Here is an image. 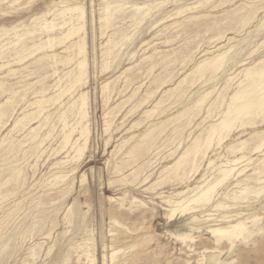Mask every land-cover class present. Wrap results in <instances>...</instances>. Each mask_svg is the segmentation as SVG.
<instances>
[{
	"label": "rangeland",
	"instance_id": "obj_1",
	"mask_svg": "<svg viewBox=\"0 0 264 264\" xmlns=\"http://www.w3.org/2000/svg\"><path fill=\"white\" fill-rule=\"evenodd\" d=\"M52 1L60 0H0V67L5 66L0 69V105L10 101L0 122V264H89L81 256L85 246L93 264H205L209 255L221 264H264V231L246 242L236 239L228 249V243L219 245L208 233L204 216L219 217L210 225L226 226L257 212L261 219L248 226L264 229V191L228 201L223 197L235 189H219L217 199L224 208L197 209L191 216L200 223L185 217L189 227L201 228L192 234L194 240L165 232L174 226L167 223L163 209V197L192 188L204 173L211 174L209 159L218 164L224 157L231 159L230 145L245 139L249 153L257 144L252 135L264 131V122L252 127L249 117L236 115L239 121L228 136L220 137L219 145L213 141L197 178L160 174L181 154L188 153L182 162L186 165L197 150H205L208 128L220 120L244 81L242 71L264 59V0H64L82 1L84 30L55 43L52 51L58 57L39 62L51 52L38 53L32 46L49 36L60 38L70 28L62 19L52 21L51 14L42 17ZM104 4L120 6L110 9L113 16L107 24L100 20ZM133 5L144 8L136 11ZM147 12L136 24L133 19ZM44 22H54V30H43ZM81 36L84 52L70 65L62 63L71 52L66 48ZM22 50L25 54L17 56ZM79 59H86V75L68 91L67 73ZM256 80L244 81L255 93ZM80 92L86 94L87 136L76 161L61 143L63 134L80 120L77 109L70 108ZM40 98L48 100L41 114L15 125L24 113L37 110L29 104ZM72 134L73 141L80 137L77 131ZM247 155L255 159L260 153ZM245 165L247 174L253 173L255 165L247 159L237 167ZM183 167L187 171L189 166ZM134 198L145 204L134 203Z\"/></svg>",
	"mask_w": 264,
	"mask_h": 264
},
{
	"label": "bare ground",
	"instance_id": "obj_2",
	"mask_svg": "<svg viewBox=\"0 0 264 264\" xmlns=\"http://www.w3.org/2000/svg\"><path fill=\"white\" fill-rule=\"evenodd\" d=\"M221 1H223V0H221ZM208 3L209 2H207V4ZM52 4H54V9L53 10L51 9V5ZM205 5H206V3H205ZM47 6L48 7L50 6V9H48V11L46 13H44V15L42 17H47L46 15L51 14L53 16L52 21H54L57 18L62 19L61 21H64V25H67L68 24L70 26V28H68V32L65 33V34H63L60 38L49 36L46 40L40 42L37 45H33L32 46V48L34 49V51H38V53H39L40 50H44L45 51L47 49H49V51L51 52L50 54H47V53L43 54V56L38 59L39 62L42 59L54 58V57L57 56V54H55L52 51L53 48H54V46H55V43L59 42V44H60L62 41H65V40L67 41L70 38H74V35H77L81 31L84 30V23H85L84 22V17H85V12H84V7H83L82 1L79 2V3H77V4H66V3H64V0H60L58 2L57 1H52V2L48 3ZM113 7L118 8L120 6H118V5L115 4L114 6L111 7L109 4H104L103 11H102L103 15L100 16V20L101 21L104 20V22H106L105 24H107L108 21L111 19V16H113L110 13V9L113 8ZM133 7H134V9L136 11H140V10H142V8H144V7L137 6V5H133ZM200 9H202V8H200ZM206 9H207V7H206ZM185 11L186 10L184 8V12ZM147 15H148V12L146 14H144L143 16H141V18L138 21L135 18L133 20L136 22V24H138ZM40 17H36L35 20H38ZM194 19H195V17H194ZM186 21L189 22L188 20H186ZM186 21H184V23ZM32 23H33V21H32ZM53 23L52 22H50V23L49 22H44L43 23V27H41V28L43 30H46V32H52L54 30V24ZM30 24H31V22H30ZM173 26H175V25H173ZM177 26H178V24H177ZM39 28L40 27H38V29ZM18 37H20V36H18ZM18 37H16V38H18ZM125 37L127 38V36H125ZM257 47H259V46H257ZM84 49H85V38L83 36H81L79 38V40L75 44H72L71 46H68L66 48V51L67 50H71V52L66 57L65 61L63 60L62 63H64V62H66L65 64H69L70 62L72 63V60H73L74 56L78 57L79 55H81L82 54L81 52H84ZM167 51H169V50H167ZM0 52H2V50ZM21 52L23 53V50L20 51L19 54H17V56H19ZM65 53H67V52H65ZM23 54H25V53H23ZM106 54L108 55L109 53L106 52ZM31 55H30V57H32ZM218 57H219V55H215L214 56L215 59H217ZM168 58L169 57H167V59ZM15 59H16V57H15ZM167 59L165 58V60H167ZM22 60L23 59H20L19 58L18 61L21 62ZM74 60H75V58H74ZM151 62H153V61H151ZM162 62H164V61H162ZM204 62H205V60H204ZM54 63L56 64L57 62H54ZM58 63H60V62H58ZM261 63H264V59L258 61L253 67H249V68L247 67V68H245L242 71L243 72V76H244V81H248L250 78L257 77V80L255 81V88L257 89V92L255 93L254 92L255 90H253V87H250V85H244L245 82L244 81H241L239 83V85H238V89L234 92V94L229 99L230 101H229V104L227 106L226 111L223 110L224 112L221 114L220 120L218 119L217 122H215V123H213V124H211L209 126L208 130H210V135H208L209 137L206 140L205 150L202 151L201 153H199V150H197L198 151V152L196 151L197 154L196 153L194 154V152H195L194 151L193 152L194 155L191 154L192 155L191 164L190 163H187L188 162L187 161L186 162V165H185V163L183 165L182 162H183L184 158L186 157V155L188 153H186V155L184 153L181 154V156H179V158H177L176 161L173 162V164L168 165V166H165L162 169V171L160 172L161 175L162 174H168V173H169V175L171 173L174 174V175H177L178 173H182V175H183L182 177H184L186 179V181H189L192 178V176L194 177V175H195V178H197L196 177V174L198 172H200L199 170H200V167H201V161H203L206 158L208 159V157H207L208 156V153L207 152H208L209 149H211V146H212L213 141L216 140L217 141V145H219V138L220 137L221 138H224V137H227L228 136V134L231 131V128H232V125L234 124V122L239 121V118L240 117L237 119V118H235L236 115L242 116V117L244 116V118H246L245 116L249 117L247 119L248 120L247 124L250 125V126H252V127H254L258 123H263L264 122V99H263V95H264V81H262L264 79V64L261 67H257ZM85 65H86V59H82V60L79 59L78 62L76 63V66H74L75 68H71V71L67 73L68 74L67 75V78L69 77L68 83H67V85L69 87L67 89L68 91H71L76 85H78V84H80V83L83 82V78L86 75ZM52 66H54V65H52ZM64 66H66V65H64ZM3 67H5V66H3ZM152 67H151V69H152ZM208 67H210V66H208ZM2 68L0 67V69H2ZM72 69H74V70H72ZM9 72L10 73H15L14 70H11ZM64 78L66 79V77H64ZM56 82H58V80H56ZM229 82H231V81H229ZM107 84H108V82H107ZM107 84L105 83V85L102 86L103 90L106 89ZM227 84H229V83H227ZM58 85H59V83H58ZM56 87H58L57 86V83H56ZM234 89H233V91H234ZM68 91H67V93H68ZM257 93H261L262 95L258 99L257 98L254 99L256 97V94ZM39 94H41L40 96H42L44 94V91H40ZM132 95H133V93H132ZM48 99H50V98H48ZM7 102H8V100L5 101L4 103H2L0 105V122L3 119V117H5V114H6L4 112V110H3L4 105H5V103L7 105L10 101L8 103ZM47 102H48V100H46L45 98H40V99H37L34 102L30 103L29 105H31V106L32 105H35L37 107V110L35 112L30 113V114L24 113L23 116H22V118H20L18 121H16V124L15 125L19 124L22 120H25L29 116H34V119H36L41 114V112L44 110V108H43L44 103L46 104ZM85 103H86V94L84 92H80V94L78 93V96L72 102V104L70 105L71 106L70 108H72L71 111L77 109V113L76 114L79 116L80 120L77 121L76 123H74L69 128L68 132L63 134V138H62V143H61L62 144V149L67 148L69 150V152H71L73 154L72 160H74V159L75 160L76 159L79 160V158L82 156V153H83V151L85 150V147H86V136H87L86 131L87 130L84 127L85 125L83 124L84 119L86 117V109H85L86 108L85 107L86 104ZM105 104H107V103H105ZM254 107H255V110L253 109ZM251 108L254 110L253 112H250V109ZM106 113L108 114V111ZM256 119H258L259 122H256ZM109 125L110 124H108V126ZM240 125H241L240 127H242L245 124L244 123H240ZM75 131H77L79 133L78 135L80 137L79 138L77 137L78 139H76L75 141H73V140H71V135H73L72 133L75 132ZM225 134H227V135H225ZM252 137H255L257 139V144H255L251 148V150L249 151V153H253V152L254 153H260V155L257 158L253 159L251 156H248L247 155L249 153L246 152V150L248 148H247V145H246V142H245V139H244V141L237 142L234 145H230L227 148V150L232 155V158L231 159L228 158V157H224L225 160L223 162H220V164H218L215 160L209 159L207 161L206 166H207V169L209 171H211V174L208 175L207 173H204L202 175V177H201V182L200 183H198L197 185H195L192 188L188 187L185 190L177 191L171 197H163V198H166V199L163 200V202L166 204V207L163 208L164 211H165L164 212V215L166 216L165 219L167 220V223H170V224H172V226H174L173 227L174 228L173 230H171V231L166 230L165 232H169L172 236L178 237V239L181 238L183 240H187V239L194 240L195 237L192 236V234L195 233V232H199L201 230V228L189 227L187 225V223H186V218L185 217H186V215H188V217L190 218V220H189L190 222H193V223H197L198 222V223H200L201 221L199 220V218H197L196 216H191V214L193 212H196L199 209H201L203 207H207V206L210 207L209 209L224 208L223 204L220 203L218 201V199H217V197L219 196V192H218L219 189H222V188H225L226 190L229 189V188H231V190L235 189L232 192V195L226 194L223 197L224 199H226L228 201L237 200V199H239L242 196H245L246 197L250 193L255 194V196H258V195L261 194V192L264 191V184H263L264 183V180L261 179L262 176L264 177V131H262V132L261 131L260 132H254L253 135H252ZM81 139L83 141L82 144L78 143ZM220 148L221 147H218V149H220ZM194 150H196V149H194ZM186 159H187V157L185 158V160ZM244 159L245 160L247 159V162H248L249 165L250 164H252V166L255 165L254 166L255 168H253V173L247 174L246 171H247L248 165H247V167L245 165V168H242V169H239V167H237L239 165V163L245 161ZM189 162H190V159H189ZM182 165L183 166H187V167L189 166L188 167V170L185 171L184 170V167ZM19 174L20 173L18 172V175ZM254 174H256V177H253ZM153 184H155V183H153ZM153 184H151V186ZM191 185H193V184H191ZM177 190H180V189H177ZM174 191H176V190H174ZM133 200H134V203H137L138 202L140 204H145L142 201H137L136 198H134ZM262 206H264V204H262ZM204 216L206 218H208L207 221H206L207 224H208V226L205 227L207 229L208 233H210L212 235V237L215 239V241H216L217 244L224 246L225 243H228L229 244V246L227 247L228 249H232L233 248V246H234L233 245L234 240L241 239L242 241L246 242V241L250 240L254 235L259 234V233H261V232L264 231V229H262L260 226H257L255 229L254 228H249V226H248V223L257 224L259 222V220L261 219L260 216L257 214V212L256 213H248L244 217L243 220L234 221L233 223H231V221H229L230 223L227 221V224L228 225H226V226H219L218 224L217 225L216 224L210 225V223H217V222H219V219H218L219 217L218 218L217 217L214 218V217H212L211 214H206ZM236 216H237V214H236ZM226 219H227L226 217H221L220 218L221 221H224ZM185 242H187V241H185ZM196 242H197V240H196ZM189 244H192V243H189ZM200 245H201V241H200ZM202 245H203V242H202ZM85 247H86V249L82 250L81 256L84 255L85 260H87V262L89 264H93L94 263V257L90 254V252L88 250V246H85ZM189 247H190V245H189ZM78 248L79 249H82L81 247H78ZM114 255H115V252L112 251V253L110 255L111 261L113 260ZM197 261H199V260H197ZM206 261L207 262L205 264H221L220 262H218L216 260V257L214 255H209L208 258L206 259Z\"/></svg>",
	"mask_w": 264,
	"mask_h": 264
}]
</instances>
